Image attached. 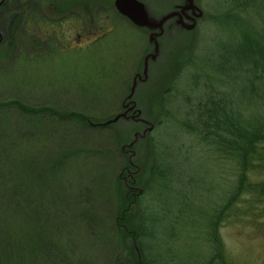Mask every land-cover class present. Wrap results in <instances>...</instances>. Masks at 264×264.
Masks as SVG:
<instances>
[{"label":"rangeland","instance_id":"1","mask_svg":"<svg viewBox=\"0 0 264 264\" xmlns=\"http://www.w3.org/2000/svg\"><path fill=\"white\" fill-rule=\"evenodd\" d=\"M141 1L154 21L179 0ZM196 3L197 21H168L157 44L155 28L115 0L3 8L13 21L0 38V190L7 203L12 191L21 199L16 211L3 207V255L31 240L42 256L25 264H264V193L254 188L226 208L234 162L204 122L211 96L245 123L264 118V80L235 58L243 29L264 37V0ZM262 144L251 181L264 179ZM15 150L32 160L30 182ZM126 189V229L119 222L111 235Z\"/></svg>","mask_w":264,"mask_h":264},{"label":"trees","instance_id":"2","mask_svg":"<svg viewBox=\"0 0 264 264\" xmlns=\"http://www.w3.org/2000/svg\"><path fill=\"white\" fill-rule=\"evenodd\" d=\"M9 2L10 0H4L2 4L3 7L2 6L0 7V34L2 36H5V39L9 35L10 36L12 35V31H10V24L13 20L9 18L6 19L4 17V16H7V12L9 11H7L6 9H3L4 7L6 8L7 3ZM16 2L19 4V0H16ZM237 5L239 6L240 4H237ZM12 16H14V14ZM226 17H231L229 12L226 13ZM234 17L235 15L233 16V18ZM243 30H244V33H242L243 35L242 42H240L235 48L237 50V52L235 53V58L239 57L240 55L249 56L250 58L245 59L242 62H241V57H242L241 56L239 57L240 59L238 61L247 67V73H249V75H252L254 74V72H256V74H258L257 76L261 77V79L264 80V43L261 42L264 37L263 35L253 36L254 34L252 35V37L251 36L249 37V35L251 34L247 32L245 29ZM4 42L5 40H1L0 46H2ZM226 61H227V58L224 60V62ZM251 88H254V86L252 85ZM248 89H250V83L248 85ZM213 99L214 97L211 96L207 100L206 104L208 106L211 105V109L207 113H204L208 115V118H206L204 122H206L207 120V123H208L207 127L211 129H215V130H211L210 133L215 134L216 137L218 138L217 141L220 144V146L229 151V156H231V158L233 159L234 168H235L234 174L232 175L234 178L233 188H232L233 190L230 193V196H229L230 200L228 202L229 204L227 203L226 205V208H227L229 205H232V203L238 201L244 194H249L250 191L254 188H255L254 190L259 189L262 193H264V179L260 181H251L249 179V176H251L252 174L251 173L252 168L254 167L259 168L262 164V161H261L262 158L257 157L258 155L256 156V154L258 153V149H262L261 147L258 146V142L261 140H264V118H262L260 122L258 121L256 125H253L250 122L245 123L244 121L240 120V116H241L240 112L234 111V114L233 113H231V115L228 114L227 111L229 107L232 108V105L230 106V101H224V98L221 97L217 105H215L213 102ZM222 102H225L224 103L226 105L225 107H222ZM8 104H11L12 106H14V104L17 105L18 103L11 100L7 102L5 106H11ZM21 107L24 109V106H21ZM198 108H200V105L198 106ZM198 111L200 113L201 110H198ZM222 111H225L224 119H219L220 118L219 113L223 115ZM219 133H223L224 135L226 134L225 136L231 137L232 140L228 141L226 138H223V136H221ZM208 134L203 133V137L207 138ZM262 145L264 146V144ZM13 156L15 157L14 163L18 164V163L23 162L25 164V169L22 170V172H24L25 174L23 176V181L30 182L31 179H30L29 173L33 174L35 172L33 171L34 169H29L28 164L32 160H28L27 162L22 161V155H19L16 152V150L14 151ZM23 156L26 157V155H23ZM47 160L48 159H45V161ZM128 164L129 162H126L127 166L125 165L123 167V170H125L126 167H128ZM49 167L50 166H47L46 168H49ZM46 168H44V171L47 170ZM32 176L33 175H31V177ZM132 180L135 181L134 174L132 175ZM128 184H132L131 180L128 181ZM130 192L131 191L129 189H126L124 198L127 199L128 205L125 208H123L122 211L116 216V218L118 217L117 219L118 221L115 220L114 223H112V229L108 230V232L111 235H114L116 233V232L114 233H111V232L113 230H116V228H118L119 222H120V225L126 229V226L124 224L125 218H123L121 221L119 217L120 218L123 216L126 217L127 216L126 213L129 212L128 206L129 204H131V201L127 197L129 194H131ZM5 195L7 196L8 194L5 193V191L0 190V217H3L2 215L3 207H5V209H8L10 211H16L18 206H15L14 202L15 201L17 202L16 205H19V202L21 204V199L19 200V196L17 197L14 191H12V193H9V195L13 198L12 202L10 203L5 202V199H3L5 198ZM92 217L93 216H91L90 218ZM2 222H3L2 219H0L1 231H3L5 228ZM134 234L137 235L136 233ZM33 235H39V232L37 229L34 230ZM20 244L21 245L24 244L25 247L28 249V251L23 252L22 254L20 253L21 252L20 251L19 252L21 254L20 256L18 253V250H16L17 244L11 243L10 254L8 255L13 256L14 258H11L9 256L6 257L5 255H3L4 251L3 252L1 251L0 256L3 255V258H0V264H25L24 259L26 256H31L29 260H35V258L37 259L42 256L40 252V248H39L40 246H42L41 244L33 243L31 242V240L29 241V243H23V244L20 243ZM46 247L49 248L53 252V254L57 253V250H54L53 248L48 247V245H46ZM29 250H31L32 252ZM29 260H28V263H29ZM48 260H50L51 261L50 263H52L51 258ZM140 264H142L141 261H140Z\"/></svg>","mask_w":264,"mask_h":264},{"label":"water","instance_id":"3","mask_svg":"<svg viewBox=\"0 0 264 264\" xmlns=\"http://www.w3.org/2000/svg\"><path fill=\"white\" fill-rule=\"evenodd\" d=\"M115 4L116 8L120 13L126 15L131 21H133L137 25H150L154 27H162V23L169 17L173 16L175 13H169L167 15H164L157 22H152L147 17V13L145 11L143 3L137 0H116ZM117 118L118 116L114 118V120H116Z\"/></svg>","mask_w":264,"mask_h":264},{"label":"flooded vegetation","instance_id":"4","mask_svg":"<svg viewBox=\"0 0 264 264\" xmlns=\"http://www.w3.org/2000/svg\"><path fill=\"white\" fill-rule=\"evenodd\" d=\"M196 0H179L178 2L172 3L170 6V8H168V10L170 9L169 12H175L173 17H170L169 19H167L162 26V29H155L152 30L153 32L155 31L156 33H159V35H157V37H160L163 35L164 33V27H165V23H168V21H173L174 25H180V27H187L186 23H193L194 21H197V19H194V15H193V10L195 9V11H197V6H196ZM167 13H164L162 15H165ZM172 25V24H171ZM173 26V25H172ZM156 37V38H157Z\"/></svg>","mask_w":264,"mask_h":264}]
</instances>
